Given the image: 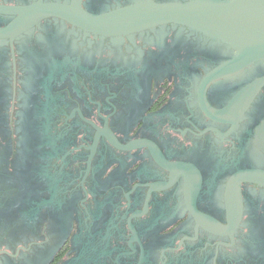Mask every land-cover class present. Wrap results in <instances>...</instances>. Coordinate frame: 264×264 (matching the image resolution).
I'll use <instances>...</instances> for the list:
<instances>
[{"label": "flooded vegetation", "instance_id": "flooded-vegetation-1", "mask_svg": "<svg viewBox=\"0 0 264 264\" xmlns=\"http://www.w3.org/2000/svg\"><path fill=\"white\" fill-rule=\"evenodd\" d=\"M147 3L0 0V264H264V60Z\"/></svg>", "mask_w": 264, "mask_h": 264}, {"label": "water", "instance_id": "water-1", "mask_svg": "<svg viewBox=\"0 0 264 264\" xmlns=\"http://www.w3.org/2000/svg\"><path fill=\"white\" fill-rule=\"evenodd\" d=\"M136 11L141 18L118 26L135 28L180 22L205 30L239 48L238 60H264V0H195L188 3H149ZM135 13V12H134Z\"/></svg>", "mask_w": 264, "mask_h": 264}]
</instances>
